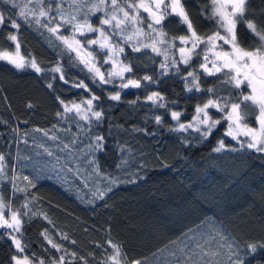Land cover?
I'll list each match as a JSON object with an SVG mask.
<instances>
[{"label":"trees","instance_id":"16d2710c","mask_svg":"<svg viewBox=\"0 0 264 264\" xmlns=\"http://www.w3.org/2000/svg\"><path fill=\"white\" fill-rule=\"evenodd\" d=\"M27 2L16 0L21 7ZM91 2L94 0H64L62 7L65 14L80 15L77 9L84 11ZM182 3L199 35L207 36L215 31V23L205 18L210 0H182ZM0 11L20 24L18 32L8 20L0 26V52L14 53L15 44L7 37L17 34L21 56L35 57L44 69L55 67L59 61L69 80V84H64L59 80V73L37 74L30 68L18 71L0 61V152L8 158L9 176L13 163H18L16 183L19 187L25 186L23 175L39 176L36 187L31 189L36 200L29 205L32 212L25 220L20 237L25 250L17 253L10 240L0 239V264H10L12 255L21 259L27 256L30 264H37L41 259L45 264H52L61 255L65 256V264H83L79 260L81 256L87 264H104L105 260L107 264H133L134 261L176 264L179 257H184L188 264H230L229 256L235 251L246 257L245 264H264V154L240 148L237 142L221 135L226 121H222L221 127L209 138L191 144L186 143V138L197 135L192 130L187 133L170 130L176 122L171 120L169 110L180 111L181 122L187 123L195 115L197 105L215 98L206 91L185 90L183 75L198 69L199 59H194L190 68L180 65V75L170 71L160 77L158 85L142 81L140 89H119L122 99L114 102L107 99V94L118 89L100 86L99 82L93 84L91 74L78 61L71 67L68 57L75 58L76 54L68 53L55 36L35 25L27 26L19 18V9L0 3ZM100 15L92 17L94 25L98 24ZM247 18L257 28L264 26V0H250ZM61 31L68 35L66 29ZM164 31L171 38L188 34L176 17L165 21ZM237 32L241 45L250 46L254 37L243 23ZM95 35L90 34L91 38ZM124 47L129 60L140 58L134 68L137 77L158 74L163 56H156L150 50L132 53L128 45ZM175 50L171 54L176 56ZM144 51L155 63L147 60ZM142 60L147 67L142 66ZM110 68V64L103 65L100 70L106 74ZM52 75L55 80H51ZM219 77H205L201 73V87H215L216 95L221 97L229 92L235 95V89L222 83ZM80 80L101 98L105 117L93 131L105 138L106 150L92 157L96 163L91 167L81 166L70 154H61L58 165L61 174H51L48 178L49 158L40 156L32 147L26 148L24 143L17 145L12 130L18 126L28 132L29 143L34 134L37 143L45 141L51 145L42 133L33 130H52L55 126L64 143L71 141L78 129L68 117L75 114H66L63 119L58 117L62 106L57 97L65 103L90 98L89 92L71 86L72 82ZM49 81L53 83L52 89L47 87ZM153 91L165 97L166 108L154 107L144 100L145 94ZM137 97L138 103L130 106L129 102ZM218 113L214 111L213 117L220 118L222 114ZM155 115L163 116L162 125L155 124ZM252 126H255L254 121ZM221 140L228 150L215 152ZM121 149L127 154L122 156ZM26 156L29 159H17ZM124 160L130 161L126 170L116 167ZM110 178L116 179V183L111 184L112 191L103 200L95 199L93 192L106 190ZM10 195L11 184L3 182L0 187L3 203L10 204L13 210L23 211V193L11 199ZM5 231L0 229V234ZM45 232L47 238L61 244L64 251L52 249ZM108 241L118 246L119 255ZM253 243L259 247L255 254H248L247 246ZM72 252L76 253V259L70 255Z\"/></svg>","mask_w":264,"mask_h":264},{"label":"snow or ice","instance_id":"6c2138e0","mask_svg":"<svg viewBox=\"0 0 264 264\" xmlns=\"http://www.w3.org/2000/svg\"><path fill=\"white\" fill-rule=\"evenodd\" d=\"M0 3L10 6L11 9H19V18L27 26L35 25L37 29H46L50 35L55 36L61 42L68 53L74 52L75 58L71 55L68 57L70 66L75 67L77 61L82 64L91 74L90 78L93 84L99 82L100 86L107 85L118 89L107 94V99L110 101H121L122 95L119 89H140L143 86L142 81L150 85H158L160 77L168 75L170 71L180 75V65L190 68L192 61L199 59L201 62L198 69L189 70L186 75H183L185 90L188 92L206 91L215 98L208 99L202 106L197 105L195 115L188 123L181 122L182 113L180 111L169 110L171 120L176 122V126L170 130L182 133L192 130L197 135L186 138V143L191 144L194 141L199 142L209 138L213 130L222 121H226L228 127L225 136L237 141L240 148L264 154V26L257 28L252 20L247 18L250 0H210L209 11L205 14V18L215 23V31L207 36L197 33L182 0H151L150 4H146L142 0L139 3L135 0H94L86 10L77 9L80 15L74 13L65 15L62 7L64 0H35V3L28 0L23 7L18 5L16 0H0ZM141 9L147 14L146 16L140 14ZM7 10L5 9V11ZM97 13H101V15L98 17V24L94 25L92 17ZM170 17H176L179 24L186 27L188 34L176 38L169 37L164 31V25ZM5 20H8L11 27L17 32L19 31L20 24L17 23V19L12 16L6 17L0 11V26L4 24ZM241 23L254 37L248 47L242 46L238 37L237 29ZM62 29H66L68 35H64ZM93 33L96 34L95 38L90 36ZM7 39L15 44V50L14 53L0 52V61L18 71L30 68L37 74L59 73V80L64 84H69L65 70L59 61L55 67L44 69L35 57L25 59L20 55L21 44L17 34H9ZM177 40L179 47H177ZM124 45H128L132 53L150 50L156 56H163V60L159 63L158 74L137 77L134 68L136 60L140 58L134 57L129 60ZM225 45L228 46L227 49H225ZM92 46H96V48L93 49ZM173 49L178 52V58L171 54ZM143 54L149 62L155 63L147 51H144ZM109 64L111 68L107 70L106 74L100 70L101 66ZM141 64L147 67V63L143 60ZM201 73L206 77L220 74L219 78L222 83L231 85L235 89V95L229 92L227 96L221 97L216 95L215 87L203 89ZM126 74L129 75L126 76ZM55 79V75H52L51 80ZM71 86L82 88L90 93V98L78 103H65L64 100L57 97L62 106V112L57 113L58 117L63 119L66 114H75L68 117L76 123L78 129L77 135L71 141L64 143L55 126L52 130L39 128L33 130L34 133H42L43 138L50 141L51 145L45 141L37 143V137L34 134L30 136L31 143H29V139H26L29 137L28 132L21 131L18 126L12 130L17 145L24 143L26 148L32 147L40 156L49 158L50 174L48 178H51V174H61V168L58 167L61 154H70L74 160L79 161L81 166L91 167L96 163L92 157H97L99 153L106 150L105 138L93 131L94 127L99 126L105 117V111L100 105L101 98L92 93L83 80L72 82ZM47 87L52 89L53 83L49 81ZM144 100L150 102L154 107L166 108L165 97L159 91L145 94ZM138 101L139 97L130 101L129 104L135 106ZM28 107L31 108L32 105L29 104ZM209 109H215L221 113L220 119H213ZM250 109H254V112ZM252 121L256 126H252ZM154 122L157 125H162L164 123L163 116L155 115ZM52 132L57 134H51ZM8 143H12V141ZM221 150H228V146L223 140L219 141L218 146L214 148L215 152ZM126 154L125 149H121V155ZM7 159L6 155L0 152V187L3 182H9L11 184L10 199L18 193H23L25 203L23 211L13 210L10 204L3 203V197L0 196V229L7 230L0 234V239L6 237L12 242L17 253H23L25 246L22 245L20 237L23 236L22 229L25 220L32 212L29 205L36 200L31 189L36 187L39 176L33 175L30 178L28 174L23 175L22 179L26 183L23 188L19 187L16 183L18 179L16 169L19 165L16 162L13 163L12 175L9 176ZM17 159H29V157ZM129 163V160H124L116 167L126 170ZM69 167L71 166L69 165ZM114 183H116V179L110 178V184L106 190L97 189L93 192V197L103 200L112 191L111 184ZM5 209L10 212L8 218H5ZM32 215L36 214L32 213ZM43 234L46 236V232ZM63 238L68 239L67 236ZM46 239L52 249L57 252L64 251L61 244L47 236ZM71 243L74 244L75 241L73 240ZM108 243L111 248L115 249L116 255H119L118 246L112 241H108ZM258 247L257 244H249L247 246L248 254H255ZM189 251H193V249H189ZM70 255L76 259L75 252ZM233 257L235 258L233 259ZM245 259L246 257L242 256L239 251L232 252L229 256L230 264H245ZM79 260L83 264H87L85 257L81 256ZM10 264H30V261L27 256L21 259L18 255H12ZM37 264H45V262L41 259L37 261ZM52 264H65V256L61 255L59 260L53 261ZM104 264H107V260L104 261ZM133 264H141V262L134 261ZM176 264H188V261L184 257H179Z\"/></svg>","mask_w":264,"mask_h":264},{"label":"rangeland","instance_id":"374dc122","mask_svg":"<svg viewBox=\"0 0 264 264\" xmlns=\"http://www.w3.org/2000/svg\"><path fill=\"white\" fill-rule=\"evenodd\" d=\"M135 2H137V3H139V2H141V0H135ZM142 2H144V3H146V4H150L151 2H149V0H142ZM142 16H146L147 14L146 13H144L143 12V10L141 9V13H140ZM65 15H68V14H65ZM177 44H178V46L177 47H179L180 45H179V41H177ZM175 52H176V57L178 58V56H179V54H178V52L175 50ZM194 61V60H193ZM192 61V62H193ZM201 61H199V63H200ZM203 74V73H202ZM204 76V75H203ZM206 77V76H205ZM214 111H216L215 109H209V112H210V114H211V116H212V118L213 119H217V118H214L213 117V113H214ZM217 112V111H216ZM218 113V112H217ZM218 114H220V113H218ZM218 119H220V118H218ZM192 121V120H191ZM188 123V122H187ZM222 123V122H221ZM219 124L218 126H217V128L216 129H214L213 130V132L212 133H216L215 131H217V129H219V127H221L220 125H222V124ZM227 127H228V125H226L225 127H224V133L223 132H221V135H223V136H225V131H226V129H227ZM226 138H229L231 141H233L230 137H227V136H225ZM234 142H237V141H234ZM238 143V142H237ZM6 212H8V213H6ZM5 218H8L9 216H10V212L7 210V209H5ZM7 231V230H6Z\"/></svg>","mask_w":264,"mask_h":264},{"label":"flooded vegetation","instance_id":"af4514ba","mask_svg":"<svg viewBox=\"0 0 264 264\" xmlns=\"http://www.w3.org/2000/svg\"><path fill=\"white\" fill-rule=\"evenodd\" d=\"M149 2H151V0H149ZM201 47H203V45H201ZM224 47H225V49H227V48H228V46H227V45H225ZM217 76H220V74H217ZM255 126H256V125H255Z\"/></svg>","mask_w":264,"mask_h":264}]
</instances>
